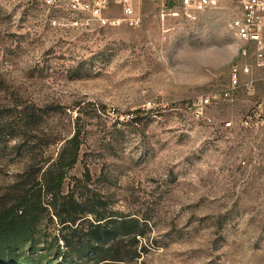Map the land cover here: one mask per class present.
<instances>
[{
    "label": "rangeland",
    "instance_id": "rangeland-1",
    "mask_svg": "<svg viewBox=\"0 0 264 264\" xmlns=\"http://www.w3.org/2000/svg\"><path fill=\"white\" fill-rule=\"evenodd\" d=\"M131 2L138 26L114 3L96 15L71 0H0V111L20 128L24 112L35 118L2 140L0 200L81 131L65 193L100 200L141 235L106 264H264V123L243 126L264 120V69L231 90L232 67L253 60L228 13Z\"/></svg>",
    "mask_w": 264,
    "mask_h": 264
},
{
    "label": "trees",
    "instance_id": "trees-1",
    "mask_svg": "<svg viewBox=\"0 0 264 264\" xmlns=\"http://www.w3.org/2000/svg\"><path fill=\"white\" fill-rule=\"evenodd\" d=\"M22 120L26 130L35 118L24 112ZM21 128L10 125L4 113L0 147L6 136L19 139ZM82 144L78 131L64 141L56 159L45 160L41 167L32 164L0 200V264H106L122 258L125 237L141 236L138 223L107 211L100 200L65 193L69 173L80 162Z\"/></svg>",
    "mask_w": 264,
    "mask_h": 264
},
{
    "label": "built area",
    "instance_id": "built-area-1",
    "mask_svg": "<svg viewBox=\"0 0 264 264\" xmlns=\"http://www.w3.org/2000/svg\"><path fill=\"white\" fill-rule=\"evenodd\" d=\"M52 4V0H47ZM157 1V0H140ZM180 3L185 16L192 19L198 14L209 11H220L229 14L230 27L239 43L243 45L241 53L246 59L253 60L252 64L235 65L231 69V90L242 88V77L253 73L254 69H264V0H175ZM75 10L83 8L93 14L101 15L106 7L114 3L123 8L125 19L131 26H138L137 16L131 0H94L93 4H82L81 0H71ZM175 16H179L176 14ZM228 96V95H227ZM220 98V97H219ZM218 100V99H217ZM212 99H205L202 104L201 117L205 118V110L212 105ZM264 120L259 112H253L243 121L247 129H260ZM227 129H233L234 124H226Z\"/></svg>",
    "mask_w": 264,
    "mask_h": 264
}]
</instances>
